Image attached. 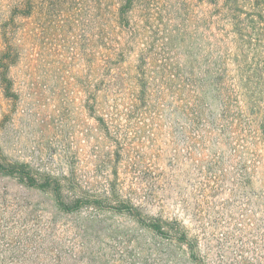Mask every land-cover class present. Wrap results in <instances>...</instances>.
I'll return each instance as SVG.
<instances>
[{
  "label": "rangeland",
  "instance_id": "374dc122",
  "mask_svg": "<svg viewBox=\"0 0 264 264\" xmlns=\"http://www.w3.org/2000/svg\"><path fill=\"white\" fill-rule=\"evenodd\" d=\"M18 1L0 0V264H264L256 45L208 0H143L129 23L118 0H33L29 15ZM164 57L181 92L132 115L123 98L159 86ZM16 162L52 187L9 174Z\"/></svg>",
  "mask_w": 264,
  "mask_h": 264
},
{
  "label": "trees",
  "instance_id": "16d2710c",
  "mask_svg": "<svg viewBox=\"0 0 264 264\" xmlns=\"http://www.w3.org/2000/svg\"><path fill=\"white\" fill-rule=\"evenodd\" d=\"M143 0H118L120 7L118 9V14L120 18L129 23V16L133 9L139 5ZM184 0H174L176 3H181ZM209 3L215 6L216 15H218V20L227 23L233 28V35L235 38L242 40L244 43H249V45H256L255 50L259 51L260 56L264 58V0H208ZM47 7L51 5L49 0L46 1ZM18 7H29V10L26 12V15L33 13L34 9L37 7L36 2L33 0H20L18 1ZM245 17V18H243ZM129 27V25H128ZM232 32V31H231ZM105 46V60H110L115 56H125L127 49L130 48L129 41L120 43L119 46ZM262 58V57H261ZM262 58L261 64L256 70L260 71L259 83L264 87V59ZM161 58L163 64H159L161 70V81L162 83L159 86L154 87L152 82L145 79H139V84H142L144 89L141 87L137 90L139 92L131 93V96L123 98L125 103L129 105V113L138 117L146 114H150V118L153 117L152 111L156 107L155 104L151 103L149 97L157 93V90L164 93L173 88V84L177 79L181 81L184 80L182 71L173 66L171 63L167 62V58ZM165 61V62H163ZM195 81V80H193ZM194 84V83H193ZM160 87V88H159ZM176 94L181 92V87L179 88V82H176ZM141 93V94H140ZM129 114V116L131 115ZM0 156V166H5L2 162ZM5 163V162H4ZM6 166L10 169L9 174L18 175V178L30 185H40L41 187H52L51 179L49 177L41 178L38 172H33L32 169L25 164L16 162V163H7ZM66 179V178H64ZM63 178L55 179V189L56 191H61L60 183H62ZM40 183V184H39ZM79 191V190H78ZM81 193V192H80ZM77 198L73 201L77 205L83 196L80 194L75 195ZM66 200L61 201L62 206L66 207L68 211H72L76 208L71 207L67 208L68 205L65 203ZM165 223L162 220L152 219L146 223V226L161 236L165 235L168 232H165ZM183 237L186 238V233L181 231ZM169 235V234H168ZM182 239V238H180ZM183 240V239H182ZM185 241V240H183Z\"/></svg>",
  "mask_w": 264,
  "mask_h": 264
}]
</instances>
